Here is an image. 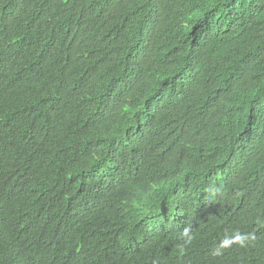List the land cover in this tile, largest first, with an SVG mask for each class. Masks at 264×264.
Returning a JSON list of instances; mask_svg holds the SVG:
<instances>
[{
	"label": "trees",
	"instance_id": "1",
	"mask_svg": "<svg viewBox=\"0 0 264 264\" xmlns=\"http://www.w3.org/2000/svg\"><path fill=\"white\" fill-rule=\"evenodd\" d=\"M28 41L50 94L16 77ZM92 80L105 129L129 116L117 168L75 127ZM224 231L251 241L213 254ZM239 262L264 264V0H0V264Z\"/></svg>",
	"mask_w": 264,
	"mask_h": 264
},
{
	"label": "clouds",
	"instance_id": "2",
	"mask_svg": "<svg viewBox=\"0 0 264 264\" xmlns=\"http://www.w3.org/2000/svg\"><path fill=\"white\" fill-rule=\"evenodd\" d=\"M62 18L56 20L51 18V22L54 27L59 26L66 22ZM84 29L78 23L70 37L65 39H75L79 37V32ZM83 46V45H82ZM24 61H29L28 75L25 76L16 71V77L19 79H29L40 83L44 89L45 94H50V90L56 84L60 70L57 68L55 62L46 55H37L30 46V42L26 43V48L23 53ZM66 75V74H64ZM76 104L82 111L83 123L80 126H75L80 129H88L96 133L105 136L108 148L112 149V155L105 153L99 160L102 165L107 169L117 168L122 166L124 158L129 150L128 139L124 135V129L126 123L129 121V116L126 111H120L117 120L109 128H104V119L106 117L103 108L108 106L101 98L100 92L95 80L90 81L83 89L82 93L76 98ZM89 109L92 112H89ZM173 111L164 110L161 113L171 114ZM138 128L142 136L148 141V143L156 142L152 138L153 125L151 116L144 118L140 121ZM89 173V172H88ZM90 175V174H89ZM88 186L83 190L84 193L94 191L97 187L98 181L93 176H90ZM139 187V186H138ZM140 188V201L142 202L145 191ZM18 194V190H11L6 187V195ZM129 212L118 213L115 218L124 219ZM251 241L246 232L241 231H224L217 233L208 243V246L212 250V253L222 255L232 249L241 247V243ZM238 264H241L240 262Z\"/></svg>",
	"mask_w": 264,
	"mask_h": 264
}]
</instances>
